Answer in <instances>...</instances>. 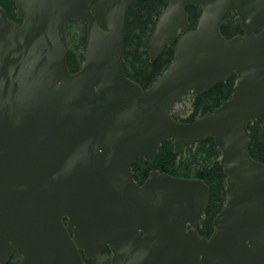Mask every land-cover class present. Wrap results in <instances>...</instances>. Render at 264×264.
Here are the masks:
<instances>
[{
  "label": "water",
  "instance_id": "95a60500",
  "mask_svg": "<svg viewBox=\"0 0 264 264\" xmlns=\"http://www.w3.org/2000/svg\"><path fill=\"white\" fill-rule=\"evenodd\" d=\"M0 9V264H264V163L248 126L264 114V0H169L147 43L173 58L147 88L123 70L125 18L135 0H11ZM199 6L195 28L185 9ZM241 34L225 38L224 16ZM85 24L80 69L67 65L63 28ZM235 76L231 97L189 122L171 110ZM213 139L226 201L198 232L209 188L150 171L159 146L182 152Z\"/></svg>",
  "mask_w": 264,
  "mask_h": 264
},
{
  "label": "trees",
  "instance_id": "16d2710c",
  "mask_svg": "<svg viewBox=\"0 0 264 264\" xmlns=\"http://www.w3.org/2000/svg\"><path fill=\"white\" fill-rule=\"evenodd\" d=\"M169 0H135L130 5L125 18V40L123 51V70L130 79L141 87L147 88L169 66L173 58V45L165 46L161 55L150 61L146 48L153 32L159 14ZM0 9L6 16L15 20V6L11 0H0ZM189 22V29L196 26L200 15L199 6H190L185 9ZM66 60L71 72L80 69L85 54V24L79 21H70L63 28ZM221 33L225 38L241 34L237 16L229 13L224 16L221 24ZM235 84V76L214 85L211 89L195 96L189 93L190 107L187 118L180 119L177 114L170 112L177 122H189L195 118L211 112L221 102L229 99ZM248 153L264 163V114L258 122L248 126ZM220 152L213 139L198 140L182 152L173 151L171 139L162 143L152 163H146L142 158L132 164L134 179L141 184L150 171L157 170L175 177H196L202 179L209 188L207 207L198 225L200 235L208 237L213 230V218L220 212L226 201L225 176L219 163ZM110 252L107 248L97 260L87 261V264H109ZM20 260L14 254L6 264H16Z\"/></svg>",
  "mask_w": 264,
  "mask_h": 264
},
{
  "label": "rangeland",
  "instance_id": "374dc122",
  "mask_svg": "<svg viewBox=\"0 0 264 264\" xmlns=\"http://www.w3.org/2000/svg\"><path fill=\"white\" fill-rule=\"evenodd\" d=\"M189 107L190 97L189 94H187L176 104V106L171 110V113L177 114L180 119H185L189 114Z\"/></svg>",
  "mask_w": 264,
  "mask_h": 264
},
{
  "label": "flooded vegetation",
  "instance_id": "af4514ba",
  "mask_svg": "<svg viewBox=\"0 0 264 264\" xmlns=\"http://www.w3.org/2000/svg\"><path fill=\"white\" fill-rule=\"evenodd\" d=\"M98 258H99V257H98ZM98 258H97V259H98ZM97 259H96V260H97ZM109 264H110V260H109Z\"/></svg>",
  "mask_w": 264,
  "mask_h": 264
}]
</instances>
